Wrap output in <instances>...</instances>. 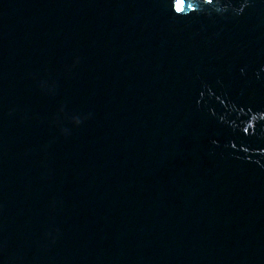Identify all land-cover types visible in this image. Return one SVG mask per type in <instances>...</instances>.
<instances>
[{
  "label": "water",
  "instance_id": "95a60500",
  "mask_svg": "<svg viewBox=\"0 0 264 264\" xmlns=\"http://www.w3.org/2000/svg\"><path fill=\"white\" fill-rule=\"evenodd\" d=\"M0 264H264V0H0Z\"/></svg>",
  "mask_w": 264,
  "mask_h": 264
}]
</instances>
